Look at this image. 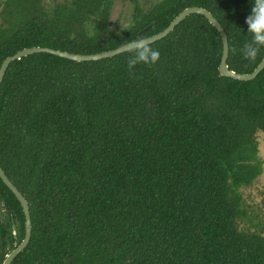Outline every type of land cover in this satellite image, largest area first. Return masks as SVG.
<instances>
[{
  "label": "trees",
  "instance_id": "trees-1",
  "mask_svg": "<svg viewBox=\"0 0 264 264\" xmlns=\"http://www.w3.org/2000/svg\"><path fill=\"white\" fill-rule=\"evenodd\" d=\"M53 1V2H51ZM0 0V68L27 48L98 54L164 31L185 9L224 27L230 70L250 74L252 0ZM91 62L36 53L0 86V165L29 203L33 232L12 264H264V70L222 76L223 41L192 14L151 44ZM264 195V186L260 190ZM26 217L0 178V264Z\"/></svg>",
  "mask_w": 264,
  "mask_h": 264
},
{
  "label": "water",
  "instance_id": "water-1",
  "mask_svg": "<svg viewBox=\"0 0 264 264\" xmlns=\"http://www.w3.org/2000/svg\"><path fill=\"white\" fill-rule=\"evenodd\" d=\"M192 14H201L205 16L208 19V21L213 26L216 27V29L219 31L222 37L223 55H222L221 63L219 66V72L222 76L229 77V78L239 80V81H252L255 78H257V76L264 70V59L259 64V66L256 68V70L250 74H240V73H236L230 70L229 65H228V59H229V54H230V45H229L228 35L224 27L217 20V18H215L214 15L210 11L204 8L192 7V8L185 9L170 23V25L164 31L152 37H149L147 39H150L151 44L165 39L174 31V29L182 21H184L187 17H189ZM125 52H128L127 49L125 48V45L117 49H114V50L101 52L98 54H90V55L74 54V53L60 51V50H54L51 48H41V47L27 48V49H24L18 52L14 56L8 57L7 59L4 60L0 68V86L3 83L4 77L6 75V72L10 64L16 60H20L21 58L32 55V54L47 53V54L56 55L62 58H66L72 61H76V62H91V61H99L102 59L112 58L117 55L123 54ZM0 178L3 180L5 185L15 194V196L17 197V199L19 200L23 208V211L26 217V236L24 240L22 241V243L7 256L6 260L3 263V264H12V262L18 257V255L21 254L30 244L31 238H32V232H33V223H32L31 211H30V206H29L28 201L22 195V193L17 189V187L11 182V180L8 178V176L6 175L1 165H0Z\"/></svg>",
  "mask_w": 264,
  "mask_h": 264
},
{
  "label": "clouds",
  "instance_id": "clouds-1",
  "mask_svg": "<svg viewBox=\"0 0 264 264\" xmlns=\"http://www.w3.org/2000/svg\"><path fill=\"white\" fill-rule=\"evenodd\" d=\"M246 24L251 39L243 45L240 52L245 59L255 62L261 49H264V0H252L251 14L246 18ZM125 48L131 53L128 58L130 74L138 64L153 67L160 62L161 54L151 46L150 39L138 38L125 44Z\"/></svg>",
  "mask_w": 264,
  "mask_h": 264
},
{
  "label": "rangeland",
  "instance_id": "rangeland-1",
  "mask_svg": "<svg viewBox=\"0 0 264 264\" xmlns=\"http://www.w3.org/2000/svg\"><path fill=\"white\" fill-rule=\"evenodd\" d=\"M126 4V0H119L116 9L112 15V19L114 21L119 17ZM260 155L264 159V135H262V137L260 138ZM259 179L260 182L257 183V186H255L254 188H248L244 192V196H246L249 202L259 203L264 199V195L260 193V190L263 189L264 186V173Z\"/></svg>",
  "mask_w": 264,
  "mask_h": 264
}]
</instances>
